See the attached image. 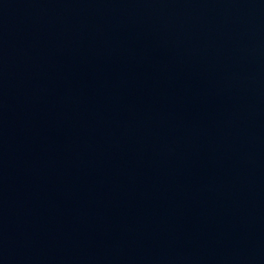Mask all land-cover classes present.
I'll return each mask as SVG.
<instances>
[{
	"label": "water",
	"instance_id": "water-1",
	"mask_svg": "<svg viewBox=\"0 0 264 264\" xmlns=\"http://www.w3.org/2000/svg\"><path fill=\"white\" fill-rule=\"evenodd\" d=\"M0 264H264V0H0Z\"/></svg>",
	"mask_w": 264,
	"mask_h": 264
}]
</instances>
